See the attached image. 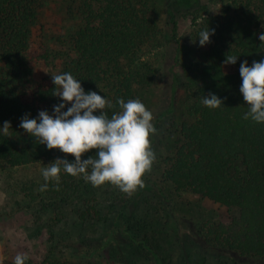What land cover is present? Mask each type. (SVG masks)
<instances>
[{
    "label": "trees",
    "instance_id": "obj_1",
    "mask_svg": "<svg viewBox=\"0 0 264 264\" xmlns=\"http://www.w3.org/2000/svg\"><path fill=\"white\" fill-rule=\"evenodd\" d=\"M43 1L0 0V128L5 121L11 124L8 136L0 131V167L75 159L58 149L48 150L19 126L26 114L29 118H37L42 110L52 114L53 106L62 102L52 95V77L46 84L31 86L35 68L46 66L49 57L47 51L33 52L30 45ZM215 1L220 6L216 12L193 19L191 38L206 62L197 75L190 108L193 122L181 124L182 143L166 160L163 179L177 193L236 211L227 225L202 224L199 235L205 244L264 261V123L243 119L249 108L239 90L240 64L264 60V43L259 40L264 33V0ZM168 15L173 20L171 10ZM79 16L81 26L71 36L74 58L58 74H72L86 93L94 91L114 104L118 98L135 99L154 77L145 58L159 45L160 32L146 0H82ZM208 28L214 30L210 43L200 46L198 34ZM227 56L238 57L236 64H225ZM209 93L221 98L223 106L205 107L202 98ZM107 111L111 117L119 107ZM92 155L95 150L82 159ZM47 183L46 199L62 203L86 182L61 170L58 187L55 180ZM0 264H14V258H3ZM25 264L91 263L46 257Z\"/></svg>",
    "mask_w": 264,
    "mask_h": 264
},
{
    "label": "rangeland",
    "instance_id": "obj_2",
    "mask_svg": "<svg viewBox=\"0 0 264 264\" xmlns=\"http://www.w3.org/2000/svg\"><path fill=\"white\" fill-rule=\"evenodd\" d=\"M81 1H43L30 45L49 57L46 66L35 68L32 87L46 84L74 58L71 36L81 26ZM194 1L146 0L160 34L159 45L145 58L154 77L135 96L151 111L157 130L150 137L156 159L143 177L144 187L128 195L110 183L86 182L76 196L58 203L40 191L41 169L50 163L1 166L0 263L25 254L32 262L55 257L91 264H264L205 244L202 224L227 225L236 211L177 193L163 179L166 160L182 143L181 124L193 122L197 75L206 62L191 38L193 19L220 8L215 0Z\"/></svg>",
    "mask_w": 264,
    "mask_h": 264
},
{
    "label": "clouds",
    "instance_id": "obj_3",
    "mask_svg": "<svg viewBox=\"0 0 264 264\" xmlns=\"http://www.w3.org/2000/svg\"><path fill=\"white\" fill-rule=\"evenodd\" d=\"M213 34L214 30L209 28L202 30L198 34L199 45L210 43ZM259 40L264 43V33L259 35ZM237 58L227 56L224 63L235 65ZM239 73L242 78L239 90L249 108L243 119L264 123V60L253 61L252 66L245 60L240 64ZM51 76L55 85L52 95L62 102L53 106L52 114L45 110L40 111L37 118L26 114L19 126L48 150L58 149L75 159L73 162L57 159L42 168L45 183L40 191H46L47 182L52 180L58 187L61 170L73 177H82L93 187L110 183L128 195L143 188V177L151 171L156 159L150 137L157 130L151 111L139 99L125 102L118 98L114 104L94 91L86 93L70 73ZM202 104L217 109L224 101L209 93L202 98ZM117 106L119 111L109 117L107 110ZM10 128V122L5 121L0 131L8 136ZM93 150L95 155L82 159ZM27 259V255L17 254L14 264H25Z\"/></svg>",
    "mask_w": 264,
    "mask_h": 264
}]
</instances>
